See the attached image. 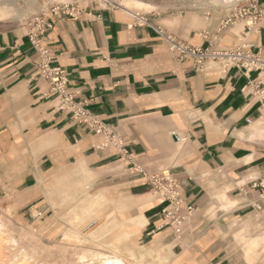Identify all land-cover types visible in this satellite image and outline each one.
<instances>
[{
  "label": "crops",
  "instance_id": "crops-1",
  "mask_svg": "<svg viewBox=\"0 0 264 264\" xmlns=\"http://www.w3.org/2000/svg\"><path fill=\"white\" fill-rule=\"evenodd\" d=\"M234 1L197 0L179 16L143 15L142 26L139 14L94 0L74 2L78 19L47 18L52 28L40 34L41 46L66 71L76 100L123 139L125 156L48 98L28 28L0 29V190L16 197L23 222L38 225L51 211L45 178L76 172L83 209L90 182L96 203L115 212L97 222L117 223L114 239L125 232L145 264H264V211L251 207L258 198L251 184L264 172V98L243 91L258 75L222 73L212 63L197 72L160 34L196 49L244 41L264 54V18L251 32L243 22L224 25ZM126 5L160 12L142 1ZM165 170L195 209L181 237L161 228L167 205L142 173Z\"/></svg>",
  "mask_w": 264,
  "mask_h": 264
},
{
  "label": "rangeland",
  "instance_id": "rangeland-1",
  "mask_svg": "<svg viewBox=\"0 0 264 264\" xmlns=\"http://www.w3.org/2000/svg\"><path fill=\"white\" fill-rule=\"evenodd\" d=\"M76 1L78 0H70L67 4H74ZM106 1L126 9V4L131 0ZM137 1L154 5L160 11L147 13L139 12L144 8H133L136 11L132 8L127 9L140 16H179L181 12H189L193 6L198 5L195 3L197 0ZM47 3L48 0H0V29L27 27ZM57 3L66 4L59 1ZM203 6L206 7L207 4ZM48 183H51L52 187H48ZM41 184V191L45 193L43 200L46 202L45 205L50 204L51 211L44 213L45 219L39 221L38 225L23 222L17 216L20 211H17L19 206L15 203L16 197L12 194L3 195L0 190V264H82V257L86 254L104 257L118 255L127 264H145L144 256L139 253L137 255L139 251L128 239L119 240L126 235L125 232L117 241L114 239L117 230L112 229L117 223L109 229L106 222H97L103 216L104 220L109 219L111 214L115 216V212L112 211L113 205L104 202L100 206L96 203L95 194L98 191L91 187L90 182L86 196L87 207L83 209L81 174L71 172L56 180L45 178ZM98 208L100 213L97 211Z\"/></svg>",
  "mask_w": 264,
  "mask_h": 264
},
{
  "label": "built area",
  "instance_id": "built-area-1",
  "mask_svg": "<svg viewBox=\"0 0 264 264\" xmlns=\"http://www.w3.org/2000/svg\"><path fill=\"white\" fill-rule=\"evenodd\" d=\"M97 2L105 8H121L106 0ZM231 7V14L225 20V26L243 22L248 32H251L264 18V8L256 0H236L231 2ZM45 10L46 12H41L27 25V35L39 54L38 72L48 85V98L54 99L57 102L58 110L69 115L75 123L87 127L94 134L105 137V146L113 145L121 151L122 155H128L123 139L117 135L115 130L92 114L85 103L76 100V94L70 88L66 71L61 67L54 66L48 50L41 46L40 34L46 29L52 28V24L47 22L50 15L62 14L78 19L82 11L74 7L73 4L66 5L53 0H48ZM137 17V25L149 24L144 16L138 15ZM160 34L169 51L176 54L179 60H193L197 72L207 71V65L212 63L217 64L222 73H227L232 69H237L245 75L257 73V78L250 81L243 91L250 89L253 95L264 98V54L253 50V47L248 43L240 41L238 45L225 49H219L209 44L205 49H196L172 35H163L162 32ZM129 159L132 160L130 157ZM142 173L153 193L163 199L167 205L161 213L163 222L161 228L169 229L175 236L181 237L194 214V206L185 203L180 192L179 182L170 171L165 170L157 174ZM251 188L258 193V198L251 203V207L255 212L261 213L264 211V172L253 181Z\"/></svg>",
  "mask_w": 264,
  "mask_h": 264
},
{
  "label": "bare ground",
  "instance_id": "bare-ground-1",
  "mask_svg": "<svg viewBox=\"0 0 264 264\" xmlns=\"http://www.w3.org/2000/svg\"><path fill=\"white\" fill-rule=\"evenodd\" d=\"M53 1H56V2H63V3H68L70 2V0H53ZM123 6V5H122ZM125 11H128L127 9H123ZM131 13V12H130ZM92 204V203H91ZM90 204V205H91ZM123 236V235H122ZM120 238V237H119ZM119 240H126V236L124 237H121V239ZM120 242V241H119ZM121 243V242H120ZM28 259V258H27ZM96 262H95V261ZM18 263V262H17ZM82 264H127L126 261L121 257V256H118V255H113V256H110V257H104L103 255H84L82 257Z\"/></svg>",
  "mask_w": 264,
  "mask_h": 264
}]
</instances>
